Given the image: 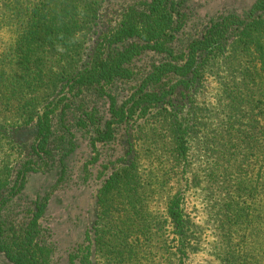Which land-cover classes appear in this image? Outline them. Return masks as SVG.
Returning a JSON list of instances; mask_svg holds the SVG:
<instances>
[{
	"label": "trees",
	"instance_id": "obj_1",
	"mask_svg": "<svg viewBox=\"0 0 264 264\" xmlns=\"http://www.w3.org/2000/svg\"><path fill=\"white\" fill-rule=\"evenodd\" d=\"M237 1L202 17L182 0L0 1L9 264H187L204 235L190 187L215 260L264 264V0ZM206 77L211 107L197 102ZM36 175L53 183L29 196ZM85 190L62 233L53 198Z\"/></svg>",
	"mask_w": 264,
	"mask_h": 264
},
{
	"label": "rangeland",
	"instance_id": "obj_2",
	"mask_svg": "<svg viewBox=\"0 0 264 264\" xmlns=\"http://www.w3.org/2000/svg\"><path fill=\"white\" fill-rule=\"evenodd\" d=\"M1 1V0H0ZM185 5L190 7L194 13L199 17H202L206 14L213 15L219 13L220 10L224 8H228L231 6H239V2L237 0H182ZM2 4L0 3V8ZM11 44V33L8 28L2 23H0V57L5 54V52L9 49ZM218 95V84L211 77H206L204 83L201 87V92L197 98V102L207 107H211L214 105L215 100ZM140 162V161H139ZM141 169L144 167L141 165ZM53 183V179H49V177H43L41 175H36L28 179L26 184V193L29 196H35L41 191L50 187ZM81 193V194H80ZM185 202H184V210L186 216L190 219L191 225L200 229L204 232L203 241L199 247V252L194 256H190L187 264H219L218 261L215 260L213 255L214 245L212 244V236L208 228H206L205 218L202 210V206L200 203V188H188L185 192ZM89 196L88 190L83 192H79L76 194V200H73L66 194H60L53 198L52 200V214L54 215V223L55 226H58L62 233H67L68 228L66 220L62 217L64 210L73 202H76L77 206L83 208L87 204V199ZM84 204V205H83ZM65 215V213H64ZM73 216V214L71 215ZM74 221V220H73ZM206 228V229H205ZM61 235H59L60 237ZM61 238V237H60ZM0 264H9V262L0 255Z\"/></svg>",
	"mask_w": 264,
	"mask_h": 264
}]
</instances>
